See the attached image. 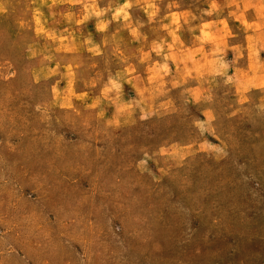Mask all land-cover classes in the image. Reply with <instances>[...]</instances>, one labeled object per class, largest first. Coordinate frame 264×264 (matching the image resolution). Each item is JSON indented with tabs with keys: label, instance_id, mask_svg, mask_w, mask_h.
Listing matches in <instances>:
<instances>
[{
	"label": "rangeland",
	"instance_id": "374dc122",
	"mask_svg": "<svg viewBox=\"0 0 264 264\" xmlns=\"http://www.w3.org/2000/svg\"><path fill=\"white\" fill-rule=\"evenodd\" d=\"M0 264H264V0H0Z\"/></svg>",
	"mask_w": 264,
	"mask_h": 264
}]
</instances>
